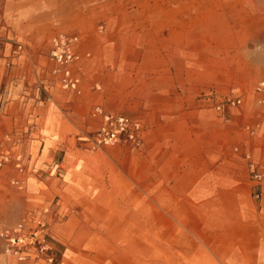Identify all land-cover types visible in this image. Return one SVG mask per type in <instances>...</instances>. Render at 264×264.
I'll return each mask as SVG.
<instances>
[{
  "label": "rangeland",
  "instance_id": "1",
  "mask_svg": "<svg viewBox=\"0 0 264 264\" xmlns=\"http://www.w3.org/2000/svg\"><path fill=\"white\" fill-rule=\"evenodd\" d=\"M0 28L1 57H47L71 118L43 127L70 138L66 172L25 173L0 146V264L24 219L27 264H264V0H0ZM60 34L78 39L80 90L52 56ZM105 113L138 142L99 146Z\"/></svg>",
  "mask_w": 264,
  "mask_h": 264
},
{
  "label": "crops",
  "instance_id": "2",
  "mask_svg": "<svg viewBox=\"0 0 264 264\" xmlns=\"http://www.w3.org/2000/svg\"><path fill=\"white\" fill-rule=\"evenodd\" d=\"M1 56L2 53H0V146L8 151L14 150L16 145L21 147L16 153L20 161L14 164L25 173L43 170L54 173L59 169L62 173L66 172L69 167L60 164L59 160L71 152L63 148V143L69 142L70 138L63 135L60 140L58 136L60 137L61 133L54 138L48 137L43 128L50 123L56 127L66 126V122L71 121L67 113L59 117L60 95L40 65L47 57ZM67 96L69 94L66 93L61 98ZM56 130L62 132L60 128Z\"/></svg>",
  "mask_w": 264,
  "mask_h": 264
},
{
  "label": "built area",
  "instance_id": "3",
  "mask_svg": "<svg viewBox=\"0 0 264 264\" xmlns=\"http://www.w3.org/2000/svg\"><path fill=\"white\" fill-rule=\"evenodd\" d=\"M78 39L65 34H60L55 42L52 56L54 60L62 67V83L66 89L77 90L78 84L73 78L72 66L75 63L76 57L74 53V43ZM255 92L258 96V101L261 107L264 108V80L256 87ZM101 112V111H100ZM102 113V112H101ZM140 133V125L131 118L124 115H114L110 113L103 114V123L96 135V143L101 145H113L126 138L132 142H138ZM0 155V166L2 165ZM254 178L258 182L264 179V165L261 168L252 169ZM34 217V216H33ZM32 217V218H33ZM39 230L34 231L36 237L41 234V229L44 228L43 221L40 216H36ZM32 219H29L31 221ZM28 220L24 219L22 223L14 227L11 232L2 233V238L5 241V253L11 258L16 259L15 264H27L28 250L34 243L33 239L28 236ZM47 250L43 246L42 251ZM1 264H13L10 260H4Z\"/></svg>",
  "mask_w": 264,
  "mask_h": 264
}]
</instances>
